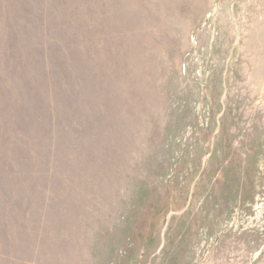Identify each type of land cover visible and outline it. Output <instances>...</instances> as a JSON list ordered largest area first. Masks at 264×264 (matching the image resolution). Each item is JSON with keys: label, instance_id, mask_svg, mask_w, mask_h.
Wrapping results in <instances>:
<instances>
[{"label": "rangeland", "instance_id": "obj_1", "mask_svg": "<svg viewBox=\"0 0 264 264\" xmlns=\"http://www.w3.org/2000/svg\"><path fill=\"white\" fill-rule=\"evenodd\" d=\"M0 264H264V0H0Z\"/></svg>", "mask_w": 264, "mask_h": 264}]
</instances>
